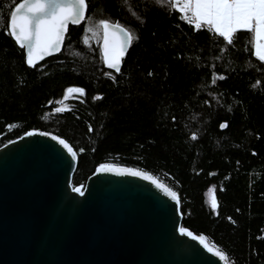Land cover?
I'll return each instance as SVG.
<instances>
[{
    "label": "trees",
    "instance_id": "1",
    "mask_svg": "<svg viewBox=\"0 0 264 264\" xmlns=\"http://www.w3.org/2000/svg\"><path fill=\"white\" fill-rule=\"evenodd\" d=\"M20 2L0 0V147L33 129L64 138L79 158L74 186L103 163L149 172L179 194L183 225L231 264H264V61L252 34L228 44L172 0H88L63 50L29 67L5 34ZM100 19L133 35L120 72L105 67Z\"/></svg>",
    "mask_w": 264,
    "mask_h": 264
},
{
    "label": "water",
    "instance_id": "2",
    "mask_svg": "<svg viewBox=\"0 0 264 264\" xmlns=\"http://www.w3.org/2000/svg\"><path fill=\"white\" fill-rule=\"evenodd\" d=\"M78 24L69 21L59 51L45 53L35 66L59 54L70 26ZM110 24V33L116 32L115 39H119L122 33L117 23ZM102 34L105 67L116 71L105 63L103 26ZM108 39L111 43L114 38L109 35ZM30 131L36 134H23L0 147V264H231L206 237L205 243L214 252L225 254L223 260L179 232L187 227L176 191L179 203L150 180L119 172L124 168L146 171L103 163L115 170H95L81 196L72 191L80 187L73 184L79 159L75 149L69 144L76 152L73 160L51 136L39 134L48 131Z\"/></svg>",
    "mask_w": 264,
    "mask_h": 264
},
{
    "label": "snow or ice",
    "instance_id": "3",
    "mask_svg": "<svg viewBox=\"0 0 264 264\" xmlns=\"http://www.w3.org/2000/svg\"><path fill=\"white\" fill-rule=\"evenodd\" d=\"M157 2L159 3L160 0H157ZM178 5H180L178 10L181 13H191L190 16L185 15L188 23H194L196 29L207 26L228 44L232 43L233 34L237 30H247L253 36L256 56L259 60L264 61V0H172L174 10L177 9ZM87 9L88 0H21L10 11L5 34L11 36L15 43L24 50V63L29 67H34L36 60L45 53L50 50L59 51L66 25L69 21L73 24H78L81 20H84ZM98 23L104 29L105 63L109 68L120 72V61L125 53L126 46L132 44L133 35L130 31L117 24L116 28L119 29L122 35L119 39H115L116 32L110 33L109 30L112 28V24H110L108 19H100ZM109 35L114 38L111 43H109ZM179 55L178 53V58ZM149 75H152V73L149 72ZM219 78L225 79L226 77L221 75ZM212 82L215 83L214 80ZM66 91L85 94V89L82 87H69ZM103 98L100 93L92 97L93 100H102ZM205 103L207 104L208 101H205ZM56 111L59 112L61 109L57 108ZM172 119L174 121L175 117ZM227 127V121L219 123L220 129ZM88 130L89 132L93 130L91 125H88ZM34 134H36L34 131L24 133L25 136ZM39 134L51 136V139L66 150L73 160L76 159V152L65 139L51 135L48 132ZM191 138L196 139L195 133L192 134ZM252 154L255 155L256 153L253 152ZM114 170L104 164L96 168L97 173ZM119 172L142 176L144 179L150 180L165 195L179 203L175 191L158 183L148 173L129 168L120 169ZM81 189L82 186L73 187L72 191L82 196L84 193ZM211 207L214 211L218 207L215 197L212 199ZM228 219H231V217ZM179 232L182 235L198 240L208 252L220 257L221 260L224 259L225 254L218 250L214 252L213 248L205 243L203 236H194L193 232L184 227L179 228Z\"/></svg>",
    "mask_w": 264,
    "mask_h": 264
},
{
    "label": "rangeland",
    "instance_id": "4",
    "mask_svg": "<svg viewBox=\"0 0 264 264\" xmlns=\"http://www.w3.org/2000/svg\"><path fill=\"white\" fill-rule=\"evenodd\" d=\"M180 6V5H179ZM212 31V30H211ZM213 32V31H212ZM79 186H82V187H84V185H79Z\"/></svg>",
    "mask_w": 264,
    "mask_h": 264
},
{
    "label": "crops",
    "instance_id": "5",
    "mask_svg": "<svg viewBox=\"0 0 264 264\" xmlns=\"http://www.w3.org/2000/svg\"><path fill=\"white\" fill-rule=\"evenodd\" d=\"M190 15H191V13H190Z\"/></svg>",
    "mask_w": 264,
    "mask_h": 264
}]
</instances>
